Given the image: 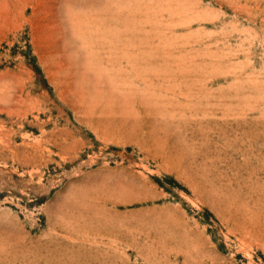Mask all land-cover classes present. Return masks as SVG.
<instances>
[{
    "label": "rangeland",
    "instance_id": "rangeland-1",
    "mask_svg": "<svg viewBox=\"0 0 264 264\" xmlns=\"http://www.w3.org/2000/svg\"><path fill=\"white\" fill-rule=\"evenodd\" d=\"M0 264H264V0H0Z\"/></svg>",
    "mask_w": 264,
    "mask_h": 264
}]
</instances>
